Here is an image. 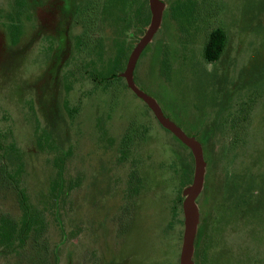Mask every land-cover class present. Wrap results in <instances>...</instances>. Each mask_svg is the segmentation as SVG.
<instances>
[{"label": "rangeland", "instance_id": "rangeland-1", "mask_svg": "<svg viewBox=\"0 0 264 264\" xmlns=\"http://www.w3.org/2000/svg\"><path fill=\"white\" fill-rule=\"evenodd\" d=\"M22 1L17 18L21 7L16 0H0V135L24 150L34 174H48L50 144L60 150L62 193L70 188L49 227L56 264H179L182 224L176 229L170 223L177 188L171 190L169 183L160 192L164 202L156 191L143 200L120 246L115 220L125 205V176L112 152L130 118L150 128L158 161L176 157L192 176L191 152L189 157V150L132 92L122 90L118 109L111 113L103 91L87 95L92 84L78 66L74 18L63 62L49 73L63 43L57 27L68 21L70 1ZM134 6L126 22L119 9L101 15L95 48L103 60L97 65L100 71L109 67L114 40L124 39L127 49L141 38ZM159 6L160 25L137 59L133 80L201 145L204 176L196 201L200 263L249 264L251 255H259L255 264H264V0H159ZM149 22L150 17L143 34ZM216 26L224 32L225 45L218 59L207 62L201 56L203 42ZM237 118L238 125L231 127ZM39 133L44 138L40 152ZM104 144L113 151L102 149ZM152 175L158 183L161 177ZM248 186L253 191H246ZM242 189L249 195L246 203L237 199L245 200ZM162 203L169 216L166 229L159 215ZM162 236L165 242L156 250L154 239Z\"/></svg>", "mask_w": 264, "mask_h": 264}, {"label": "trees", "instance_id": "trees-1", "mask_svg": "<svg viewBox=\"0 0 264 264\" xmlns=\"http://www.w3.org/2000/svg\"><path fill=\"white\" fill-rule=\"evenodd\" d=\"M69 1L68 21L61 24V27H57L58 30L56 31L57 39L63 43L57 46L58 54H55V63L48 72L54 74L63 62L64 50L69 48L70 21L74 18V23L71 25L76 30V48L79 52L78 59H80L78 66L92 84L87 95L97 94V90L103 91L102 97L104 96L103 103L106 104V109L110 111L109 113L116 111L118 109L116 103L120 99L118 97L122 90L130 91L120 73L124 69L133 46L131 45L126 49L124 39L114 40L115 51L107 63L109 67L105 72L100 71L97 65L100 64L99 61L102 62L103 60L95 52V48H98L99 44L98 22L102 14H109V11L114 9L126 13V17L122 18L126 22V20L128 21L129 9L135 5L133 9L134 19L139 28L138 33L142 35V27L147 25L150 17L147 0H86L82 5H74V7L73 0ZM127 1L130 2V8L124 10ZM16 4L21 7L16 12L18 18V13L22 11L24 6L22 0H16ZM181 13L182 9L180 7L176 8V14L180 15ZM113 22L115 23V20ZM224 45L223 30L219 26L212 27L207 32L203 42L201 52L203 60L214 62L221 54ZM93 53L96 54L95 57ZM161 63L163 66L168 67L165 58L162 59ZM75 111L77 110L74 108V113ZM245 116L246 113L244 112V119ZM239 121L237 118L236 124L231 127L235 128ZM173 137L177 139L174 135ZM116 138L115 152H112V146L108 148L105 144L101 148L112 152L116 156L120 168L124 170L125 188L123 189V199L125 205L121 213H117L119 215L115 220L117 226L115 236L120 239V246L123 245V237L128 231L130 220L136 214V210L143 203V200L156 191L157 196L164 202L165 198L162 199L160 192L161 190L164 191L166 183H169L171 190H173V187H175L174 190L177 188L175 195L172 191L169 192V195H174L170 205L172 214L170 215V217L172 216L170 223L178 229L182 224L181 204L184 198L182 191L191 183L192 179L190 169L182 167L176 157L165 159L163 162L158 161L154 157L159 151L156 141L150 135V128L140 120L128 119L127 126ZM37 139L39 140L37 145L40 152V141L44 139L43 135L39 133ZM177 141L179 140L177 139ZM179 143L188 149L180 141ZM50 147L52 151H49L48 154L50 155L51 165L47 170L49 171L48 174H34L32 164L24 150L20 149L14 141L3 140V136L0 135V257L4 258L6 262L4 264H56V253L48 236L49 227L52 221H56L63 200L62 195L70 187L67 186L65 193H62L64 184L61 170L62 159L60 160L61 153L60 150L54 148L53 144H50ZM188 155L191 157L190 151ZM162 170H166L168 175L162 177L159 173ZM154 173L159 175L158 178L161 177L158 183H154V175H152ZM250 188L248 186L246 191H253ZM242 190L244 196L246 191ZM248 197L247 194L245 200H239V197L237 199L239 203H246ZM159 215L164 219L161 224L166 229L169 216L164 211V203H162L159 210ZM201 232L202 227L199 222L194 239L192 256L194 264H201V250L199 247ZM170 236L167 240L171 242L169 245H172L173 237L170 239ZM154 240L156 241V250H159L162 243L165 242L164 236ZM143 242L145 243L144 239H142V245Z\"/></svg>", "mask_w": 264, "mask_h": 264}, {"label": "water", "instance_id": "water-1", "mask_svg": "<svg viewBox=\"0 0 264 264\" xmlns=\"http://www.w3.org/2000/svg\"><path fill=\"white\" fill-rule=\"evenodd\" d=\"M150 12V22L142 34L139 41L134 45L129 53L122 77L125 80L127 88L152 112L157 122L171 134H173L182 144H184L193 157V174L191 183L186 186L182 193L184 195L182 209V235L179 252V264H194L192 260L194 251V239L198 223V211L196 208V198L199 195L204 176V160L202 156V148L200 143L192 136L186 134L178 125L171 121L162 111L158 103L147 93L142 91L133 80V70L143 49L151 41L153 35L157 31L160 20L161 10L159 0H147Z\"/></svg>", "mask_w": 264, "mask_h": 264}, {"label": "flooded vegetation", "instance_id": "flooded-vegetation-1", "mask_svg": "<svg viewBox=\"0 0 264 264\" xmlns=\"http://www.w3.org/2000/svg\"><path fill=\"white\" fill-rule=\"evenodd\" d=\"M259 255H251V259H250V263L249 264H255L256 262V257H258Z\"/></svg>", "mask_w": 264, "mask_h": 264}]
</instances>
